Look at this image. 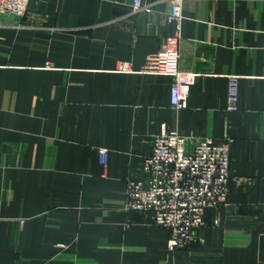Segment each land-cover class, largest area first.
<instances>
[{"label":"crops","instance_id":"obj_1","mask_svg":"<svg viewBox=\"0 0 264 264\" xmlns=\"http://www.w3.org/2000/svg\"><path fill=\"white\" fill-rule=\"evenodd\" d=\"M145 4L31 0L0 15V264H264V0H185L180 68L199 76L179 108L172 77L143 69L173 31L171 3ZM164 129L231 143L227 204L174 250L151 213L125 210Z\"/></svg>","mask_w":264,"mask_h":264},{"label":"built area","instance_id":"obj_2","mask_svg":"<svg viewBox=\"0 0 264 264\" xmlns=\"http://www.w3.org/2000/svg\"><path fill=\"white\" fill-rule=\"evenodd\" d=\"M185 0H170L166 15L173 31L160 48L147 57L143 69L172 77L170 101L173 107L184 105L199 73L180 68V43ZM31 0H0V15L25 16ZM133 12L152 11L145 0H131ZM118 70L132 72L131 61H120ZM240 75H227L226 110H239ZM195 141L192 150L188 140ZM109 149L100 148L102 164L107 163ZM231 143L229 139H196L178 131L164 129L153 139L151 152L144 157L141 176L129 179L125 210L151 213L155 225L170 231L169 248L174 250L194 241L206 225V213L228 202L231 179Z\"/></svg>","mask_w":264,"mask_h":264}]
</instances>
